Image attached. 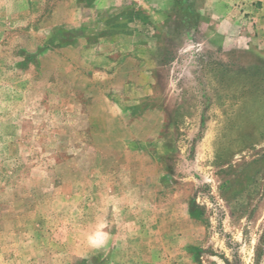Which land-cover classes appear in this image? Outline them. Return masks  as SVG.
I'll return each mask as SVG.
<instances>
[{
  "label": "rangeland",
  "instance_id": "obj_1",
  "mask_svg": "<svg viewBox=\"0 0 264 264\" xmlns=\"http://www.w3.org/2000/svg\"><path fill=\"white\" fill-rule=\"evenodd\" d=\"M0 264H264V0H0Z\"/></svg>",
  "mask_w": 264,
  "mask_h": 264
},
{
  "label": "crops",
  "instance_id": "obj_2",
  "mask_svg": "<svg viewBox=\"0 0 264 264\" xmlns=\"http://www.w3.org/2000/svg\"><path fill=\"white\" fill-rule=\"evenodd\" d=\"M247 45V44H246ZM245 46V45H244Z\"/></svg>",
  "mask_w": 264,
  "mask_h": 264
}]
</instances>
